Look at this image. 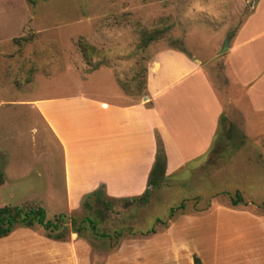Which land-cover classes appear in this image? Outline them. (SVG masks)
I'll use <instances>...</instances> for the list:
<instances>
[{
    "label": "rangeland",
    "instance_id": "obj_1",
    "mask_svg": "<svg viewBox=\"0 0 264 264\" xmlns=\"http://www.w3.org/2000/svg\"><path fill=\"white\" fill-rule=\"evenodd\" d=\"M253 1L0 0V208L42 207L49 221L66 216L59 232L67 245L56 243L51 254L41 246L37 252L46 254L29 264H194V257L206 264H251L242 260L230 210L264 202V149L258 147L264 146V134H245L235 110L220 121L203 158L170 174L156 136L146 203L109 197L108 207H97L84 196L69 209L61 150L41 118L22 103L74 91L108 99L104 88L115 87L124 96L118 103L141 101L146 67L164 49L183 50L200 61L212 83L227 93L234 87L219 52L252 15ZM148 35L155 39L148 41ZM157 139L165 173L148 186ZM236 192L247 205L231 206ZM85 204L97 210V235L82 222L90 216ZM180 204L184 209L169 220L170 209ZM22 232L31 236V251L41 237L47 240L40 227H19L9 242L26 237ZM0 264L23 261L0 255Z\"/></svg>",
    "mask_w": 264,
    "mask_h": 264
},
{
    "label": "crops",
    "instance_id": "obj_2",
    "mask_svg": "<svg viewBox=\"0 0 264 264\" xmlns=\"http://www.w3.org/2000/svg\"><path fill=\"white\" fill-rule=\"evenodd\" d=\"M228 46L224 61L234 89L227 93L212 83L200 61L181 50L164 49L146 67L141 101L118 103L124 96L115 87L104 88L108 99L74 91L22 103L41 118L61 150L67 208L78 206L82 197L101 186L110 198L141 196L147 189L157 135L170 174L209 152L221 118L230 115L227 111L235 110L241 117L245 134H264V0L253 1L252 15L236 29ZM258 147L264 149L260 143ZM263 203L248 201V206L230 210L245 263L264 264ZM14 232L0 239V255L17 263L44 256L46 252H37L41 246L51 254L56 243L67 245L41 237L31 251L27 232L9 242Z\"/></svg>",
    "mask_w": 264,
    "mask_h": 264
},
{
    "label": "trees",
    "instance_id": "obj_3",
    "mask_svg": "<svg viewBox=\"0 0 264 264\" xmlns=\"http://www.w3.org/2000/svg\"><path fill=\"white\" fill-rule=\"evenodd\" d=\"M155 39L154 35H148L147 40L152 41ZM183 51V50H181ZM146 73V72H145ZM145 76H143V84L145 90ZM224 118H221L223 120ZM165 173V156L163 154L162 146L157 139V155L155 159V164L151 170L148 186L155 185L158 180H162ZM0 174V181L1 179ZM88 200L93 199L96 206L104 205L108 207L110 202H104L105 198H109L105 195V189L103 186L99 187L94 192L85 196ZM148 199V192H145L142 196L134 197L130 199H123L124 201H134L146 203ZM230 203L232 207H236L239 204L247 205L241 195L236 192L233 197L230 198ZM264 206V203L262 204ZM85 207L89 210L90 216H86L82 222L87 223L94 235H97V220L96 213L97 210H92L88 204H85ZM184 205L180 204L176 208H171L169 211L168 219L170 220L175 214L176 210H183ZM66 216L64 214H59L54 221H49L46 219L45 210L42 207H29L25 208L23 206H4L0 208V239L9 236L16 228H26V229H34L36 227L42 228L46 231L47 238L54 241H63L64 242V233L59 232L62 229V223H64ZM71 220V224H73V220ZM157 222L161 223L163 226L166 225V222H161L157 220ZM75 233H78V229H74ZM149 233H155L153 229L149 231ZM194 264H202L200 259L194 257Z\"/></svg>",
    "mask_w": 264,
    "mask_h": 264
},
{
    "label": "water",
    "instance_id": "obj_4",
    "mask_svg": "<svg viewBox=\"0 0 264 264\" xmlns=\"http://www.w3.org/2000/svg\"><path fill=\"white\" fill-rule=\"evenodd\" d=\"M228 43H229V39H226L223 46H222V49L219 52L220 55L225 54L229 50Z\"/></svg>",
    "mask_w": 264,
    "mask_h": 264
}]
</instances>
